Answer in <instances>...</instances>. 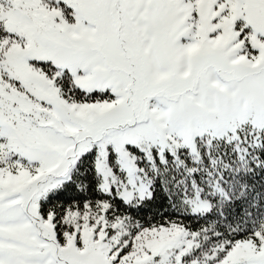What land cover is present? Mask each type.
Wrapping results in <instances>:
<instances>
[{"label":"snow or ice","instance_id":"obj_1","mask_svg":"<svg viewBox=\"0 0 264 264\" xmlns=\"http://www.w3.org/2000/svg\"><path fill=\"white\" fill-rule=\"evenodd\" d=\"M0 264H264V0H0Z\"/></svg>","mask_w":264,"mask_h":264}]
</instances>
